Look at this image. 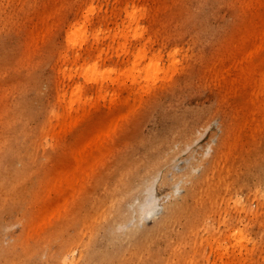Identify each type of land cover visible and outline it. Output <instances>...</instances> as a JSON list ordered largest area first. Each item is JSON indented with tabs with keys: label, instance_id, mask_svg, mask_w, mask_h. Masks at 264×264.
<instances>
[{
	"label": "rangeland",
	"instance_id": "374dc122",
	"mask_svg": "<svg viewBox=\"0 0 264 264\" xmlns=\"http://www.w3.org/2000/svg\"><path fill=\"white\" fill-rule=\"evenodd\" d=\"M0 264H264V0H0Z\"/></svg>",
	"mask_w": 264,
	"mask_h": 264
},
{
	"label": "bare ground",
	"instance_id": "6f19581e",
	"mask_svg": "<svg viewBox=\"0 0 264 264\" xmlns=\"http://www.w3.org/2000/svg\"><path fill=\"white\" fill-rule=\"evenodd\" d=\"M143 189H144V185L141 184V185L138 187L137 190L135 189V190H136V194H137V193H140ZM133 190H134V189H133ZM134 192H135V191H134ZM141 201H142L143 204H145V201H144V200H141ZM143 204H142V205H143ZM144 207H145V206H143V208H144Z\"/></svg>",
	"mask_w": 264,
	"mask_h": 264
}]
</instances>
